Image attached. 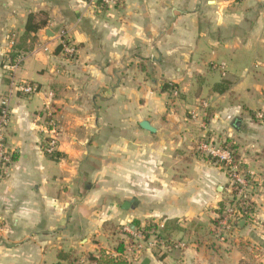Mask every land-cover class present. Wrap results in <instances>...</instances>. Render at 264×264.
I'll return each mask as SVG.
<instances>
[{"label": "crops", "instance_id": "obj_1", "mask_svg": "<svg viewBox=\"0 0 264 264\" xmlns=\"http://www.w3.org/2000/svg\"><path fill=\"white\" fill-rule=\"evenodd\" d=\"M38 13L47 26L27 34ZM27 53L15 82L38 93L11 102L0 264H79L102 250L127 264H264V0H0V103L4 66ZM193 93L199 120L177 110ZM209 141L237 147L252 186V216L222 237L234 193L200 150Z\"/></svg>", "mask_w": 264, "mask_h": 264}, {"label": "built area", "instance_id": "obj_2", "mask_svg": "<svg viewBox=\"0 0 264 264\" xmlns=\"http://www.w3.org/2000/svg\"><path fill=\"white\" fill-rule=\"evenodd\" d=\"M116 1L117 0H91V3L96 6H109L115 4ZM62 49L70 55L75 53V49L70 45L69 41L63 42ZM26 58V55H20L14 61L9 60L4 66V69H6L10 75V85L0 103V181L9 176L10 168L13 163V155L6 145V132L11 117V102L13 98L19 94L34 95L38 93V88L31 84H19L15 82V74ZM261 118H263V116H261ZM57 145L56 136L50 137L44 148L45 154L48 156H55ZM200 150L226 169L232 183L234 197L224 206L220 217L221 224L218 228V235L222 237L224 231L231 234V231H234L235 228L238 227L242 219L247 220L252 216L253 202L251 199V181L248 179L240 163L234 159L231 150L217 147L210 142L202 143L200 145ZM168 248L181 249L182 244L173 243ZM106 254L111 255L109 252H106ZM98 255L99 254H97V256ZM97 256L93 255L95 258H97ZM79 264L98 263L96 261H90L88 257L85 256L79 260ZM177 264H183V262L178 261Z\"/></svg>", "mask_w": 264, "mask_h": 264}, {"label": "trees", "instance_id": "obj_3", "mask_svg": "<svg viewBox=\"0 0 264 264\" xmlns=\"http://www.w3.org/2000/svg\"><path fill=\"white\" fill-rule=\"evenodd\" d=\"M87 1H91V0H87ZM39 16H43V13H38V14H35V15H30L29 16V19H28V22H27V26H26V33L27 34H30V33H36L38 32L39 30H41L42 28H45L47 26V20L45 21H42V22H37V18ZM58 51H62V46H59L58 48ZM18 56L16 54H11V59L12 60H15ZM168 88L171 89V87H165L164 90L166 91ZM224 149H228V150H231L233 152V156H234V159L237 160V147L235 145H233L232 143H230V141H228L227 143H225L223 145ZM56 155V154H55ZM58 157V155H56ZM50 158H54V157H50ZM207 160L209 161H212L213 159L209 156H207ZM254 211V208L252 209ZM158 228L156 225H149L146 229H144L141 234H142V237L145 241H147L149 239V236L151 234L152 231H156ZM158 238H162L165 242H170V240H168L167 237H162V235L160 234ZM123 245L121 244L119 246V251H123ZM118 251V252H119ZM88 259L92 262H97L98 264H127L126 261H123V260H119L118 257L116 256H113V255H108L106 254V252H104V250H102L99 255L97 256V258L93 257V255H88L87 256Z\"/></svg>", "mask_w": 264, "mask_h": 264}, {"label": "rangeland", "instance_id": "obj_4", "mask_svg": "<svg viewBox=\"0 0 264 264\" xmlns=\"http://www.w3.org/2000/svg\"><path fill=\"white\" fill-rule=\"evenodd\" d=\"M27 57L30 55V53H27V54H25ZM26 61V60H25ZM17 83V82H16ZM179 96V95H178ZM210 102H213V101H211L210 100ZM177 105H178V112H180V114H182V115H187V113L189 112V111H193V112H196V117H197V119L199 120L200 119V117L202 116V112L199 110V107H198V104H197V102H196V95L193 93L191 96H189L188 97V101L187 102H183L182 104L180 103V102H178L177 103ZM210 118V117H209ZM197 121V120H196ZM196 121H192V123H197ZM196 127V126H195ZM197 131V133L199 134V135H202V133H203V131H201V130H199V129H197L196 130ZM211 135V134H210ZM210 143H213L212 141H209ZM213 145H214V143H213ZM217 147H219V146H217ZM207 219H208V221H209V218H208V216H207ZM132 243V242H131ZM109 248H115V249H117L118 247H119V244H118V242H116V244H109V246H108Z\"/></svg>", "mask_w": 264, "mask_h": 264}, {"label": "water", "instance_id": "obj_5", "mask_svg": "<svg viewBox=\"0 0 264 264\" xmlns=\"http://www.w3.org/2000/svg\"><path fill=\"white\" fill-rule=\"evenodd\" d=\"M240 126H241V122H240V121L235 122V127H236V129H238ZM141 127H142L144 130H146V131H148V132H150V133H153V134L156 133V129L153 128V127L151 126V124H150L148 121H144V122H142V123H141ZM129 206H130V203H129V202H126V203L123 205V209L128 210V209H129ZM245 222H246V221L243 220L242 225H243ZM242 225H241V226H242ZM142 264H151V261H150V259L146 258V259H144V261L142 262Z\"/></svg>", "mask_w": 264, "mask_h": 264}]
</instances>
